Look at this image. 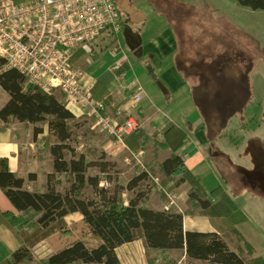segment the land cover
Instances as JSON below:
<instances>
[{
	"label": "crops",
	"instance_id": "0c3cea01",
	"mask_svg": "<svg viewBox=\"0 0 264 264\" xmlns=\"http://www.w3.org/2000/svg\"><path fill=\"white\" fill-rule=\"evenodd\" d=\"M183 1L115 0L122 20L115 48L98 49L92 56L82 53L73 64L81 72L85 85L92 88L99 81L109 91L111 97L105 103L104 113L120 119L136 116L141 123L140 127L149 136L160 132L169 122L175 123L186 132L187 139L181 150L186 165L199 176L207 192L222 185L234 198L247 216L236 227L259 254L264 249V224L259 222L263 220L260 213L263 211L261 202L264 200V138L259 139L258 134H255L247 140L245 134L235 137L228 131L232 115L241 111L242 105L247 107L251 100L252 84L246 75L241 81L243 84L235 87L233 92L231 88H218L211 100L205 101L201 98V101L197 100V106L195 105L188 82L189 74L186 73L192 69L186 61L182 63L180 60V34L175 24L183 20ZM185 1L189 3L190 0ZM221 92L222 95H217ZM137 93L142 94L143 98L135 101L133 96ZM8 99V93L0 86V108ZM238 103L240 107L237 106ZM261 106L264 108V103ZM68 107L79 123L74 133L77 149L105 151L108 159L116 166L121 164L124 172L119 167L114 175L120 184L125 185L142 170L157 171L158 164L172 153L170 149H161L159 157L155 158L147 149L133 152L124 141L112 139L108 134L94 128L93 119L84 115L78 106ZM260 111L264 114V109ZM247 119L248 117H244L241 124L252 133V122ZM36 125L43 128V132L38 135H35ZM261 127L259 126L260 129ZM49 132L48 123L0 122V166L1 159L6 158L9 168L24 179L25 189L44 192L48 174L54 172V157L49 149L54 137ZM159 140H164L162 134L159 135ZM233 145L238 151L236 154L243 152L242 160L238 162L239 167L236 165L234 172L230 170V161H233L235 155L229 150ZM126 172L128 179L120 181L121 173ZM31 174L37 176L36 180L30 178ZM61 178L63 180L65 176ZM154 179L160 181L159 175L154 176ZM172 184L170 182L168 186ZM61 185L59 189L64 190L68 183ZM167 188L160 183L156 185L149 193L147 204L155 210L185 213L189 208L190 184L185 182L171 192ZM162 192L166 193L165 197ZM132 195L131 191L124 193L127 203ZM0 210L17 212L1 188ZM69 217L83 221L80 212L71 213L65 218L67 228L71 226ZM183 227L186 231L218 230L209 216L202 214L185 213ZM64 231L66 229L38 243L32 250L33 257L17 264H39L40 259L64 248L66 244L61 243L54 247L53 241V238L64 234ZM94 239L95 244L91 246L88 243L89 246L99 244V239ZM229 244L234 247V244ZM21 246V241L11 229L0 223V262L12 260L13 253ZM116 251L122 264H148V254L157 252L149 250L143 239L124 243ZM167 254L170 257L179 256L180 264H209L189 258L179 250H169Z\"/></svg>",
	"mask_w": 264,
	"mask_h": 264
},
{
	"label": "trees",
	"instance_id": "16d2710c",
	"mask_svg": "<svg viewBox=\"0 0 264 264\" xmlns=\"http://www.w3.org/2000/svg\"><path fill=\"white\" fill-rule=\"evenodd\" d=\"M253 10H264V0H233ZM84 52L73 56L72 62ZM0 60V86L9 99L0 108V122L48 123L54 141L49 149L54 157V172L48 174L46 190L24 188V179L18 177L1 159L0 188L17 212L0 210V223L5 224L21 241L22 246L13 253L12 260L0 264H17L33 257V248L51 235L65 230L66 216L80 212L91 234L99 239L97 246H89L78 239L57 250L39 264H122L116 249L124 243L143 239L145 246L162 254L163 264H176L179 258L170 257L169 250L184 252L189 258L209 264H264V257L254 255L255 247L236 227L246 220V214L222 185L210 192L200 178L188 168L181 153L187 134L178 125L169 122L160 132L149 136L141 127L124 135L129 150H150L155 158L161 149H170L171 155L158 164L160 184L171 192L183 183L191 186L188 193L187 214L207 215L217 226L215 232L186 231L183 227L184 212L155 210L147 204L151 179L155 173L142 170L124 184L118 183L111 174L116 166L105 151L87 149L79 151L74 133L76 115L68 107L64 93L48 91L29 84L28 79L16 68H4ZM120 74V71H117ZM95 99L110 100L109 91L99 81L91 88ZM43 132L40 125L35 135ZM164 140H159V135ZM115 139L114 137H111ZM116 140V139H115ZM98 170L90 174V168ZM66 176L68 185L59 189L61 177ZM36 175L30 178L36 180ZM105 185H101V182ZM115 182V183H113ZM173 182L171 186H168ZM113 184V185H112ZM92 190L90 197L85 191ZM133 195L126 202L124 193ZM165 197L166 193L162 192ZM229 243H233L231 247Z\"/></svg>",
	"mask_w": 264,
	"mask_h": 264
},
{
	"label": "built area",
	"instance_id": "2783aa9c",
	"mask_svg": "<svg viewBox=\"0 0 264 264\" xmlns=\"http://www.w3.org/2000/svg\"><path fill=\"white\" fill-rule=\"evenodd\" d=\"M121 26L115 0H0V60L5 69H18L29 84L61 91L67 105L93 119L94 128L123 141L141 126L139 119L104 113L105 103L93 97L72 62L79 51L92 56L98 49L113 50Z\"/></svg>",
	"mask_w": 264,
	"mask_h": 264
},
{
	"label": "rangeland",
	"instance_id": "374dc122",
	"mask_svg": "<svg viewBox=\"0 0 264 264\" xmlns=\"http://www.w3.org/2000/svg\"><path fill=\"white\" fill-rule=\"evenodd\" d=\"M182 6L183 20L175 24L180 34V60L182 63L186 61L192 69L187 70L186 73L189 74L188 82L191 96L193 94V102L197 106V100L201 101V98L205 101L211 100L218 88H231L233 92L235 87L243 84L242 79L248 75V80L252 84V98L247 107L244 108L242 105L241 111L232 115L228 131L235 137L245 134L247 140L255 134H258L259 139L264 138V114L260 111L264 109L261 106L264 103V10H253L233 0H190L189 3L184 0ZM237 106L240 107V104L238 103ZM244 117H248L249 122L251 120L252 133L242 126L241 120ZM259 126H262L261 129ZM75 143L76 139L73 144ZM229 150L235 155L233 161H230V170L234 172L237 169L236 165L242 160L243 152L239 151L236 154L238 151L235 150L234 145ZM119 167L124 172L125 169L121 168V164L114 166L111 171L113 177ZM97 171V168L92 167L89 173L96 174ZM154 173L157 177L158 169L154 170ZM127 175V172L121 173L120 181H126ZM63 183H68L66 176L63 180L61 178V184ZM159 183V180L152 178L150 191ZM91 194L92 190L85 191V197H90ZM261 206L263 211L260 217L263 220L259 222L263 225L264 200ZM68 219L71 226L66 228L64 234L53 238L54 247H57V243L68 246L78 239L86 240L91 246L95 244L94 237L83 221H76L72 217ZM260 252L259 254L261 256L263 254L264 257V249ZM259 254L255 251L252 256ZM148 256V264H163L165 261L159 251Z\"/></svg>",
	"mask_w": 264,
	"mask_h": 264
}]
</instances>
